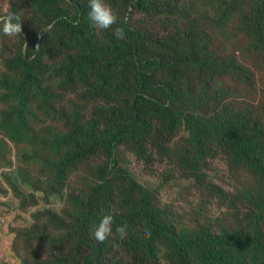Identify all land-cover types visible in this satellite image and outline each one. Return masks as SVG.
Listing matches in <instances>:
<instances>
[{"label":"trees","instance_id":"16d2710c","mask_svg":"<svg viewBox=\"0 0 264 264\" xmlns=\"http://www.w3.org/2000/svg\"><path fill=\"white\" fill-rule=\"evenodd\" d=\"M114 1L139 11L153 0ZM245 1L173 0L175 8L186 4L174 45L135 31L124 12L110 18L104 0L97 32L87 12L99 1L5 0L11 27L0 24V162L6 144L18 156L16 178L1 174L0 195L12 196L15 217L30 222L2 220L0 264H152L165 256L162 248L175 264H264V103L263 124L249 128L218 106L231 95L225 84L214 92L199 84L213 76L253 88L256 71L221 50L228 32L255 30L248 53L263 67L264 7L245 17ZM21 8L26 29L17 21ZM180 44L190 53L181 56ZM177 137L184 151L172 181L191 182L181 202L200 205L191 217L203 212L192 227L174 225L184 219L174 211L184 207L163 205L153 193L162 182L154 164L173 155ZM217 159L253 186L233 194L217 186L208 177ZM52 198L62 201L59 211L48 205Z\"/></svg>","mask_w":264,"mask_h":264},{"label":"rangeland","instance_id":"374dc122","mask_svg":"<svg viewBox=\"0 0 264 264\" xmlns=\"http://www.w3.org/2000/svg\"><path fill=\"white\" fill-rule=\"evenodd\" d=\"M87 3L92 1H99L97 6H89V10L87 12L88 20L93 24L94 30L100 31L102 29L101 20L104 16V8L100 5L103 0H86ZM104 7H109L108 12L112 13L110 18L118 17L125 13L124 20L130 25L132 29L141 30L150 34L151 37L158 36L159 33L162 35L159 40V44L162 40L168 39L172 44H178L179 42L174 40L175 36L178 35L176 19L179 16H185L184 6L186 4L180 5L179 7H173V0H153L148 3V6L140 9L139 11H135L132 9L131 5H128L127 8L124 7V10L119 2L114 0H104ZM262 6L264 7V0H251L245 1L239 6V11L246 17H254L256 15V8ZM66 11V8H63ZM264 17V12H263ZM27 12L22 8L19 9L17 14V21L21 24L23 29L27 27ZM2 21L6 22L8 27L10 25V18L8 16L7 3L5 0H0V24ZM49 26V24H48ZM264 26V23L263 25ZM263 33H264V27ZM18 33H21V36L25 39L19 28L16 29ZM255 33V30L250 33H246L240 28L235 32H228L227 36V49L221 48L223 52H230L232 55L234 52L239 60L243 63L250 65L256 72L255 78L253 82V88H249L243 84H238L232 81L231 78H226L224 80L217 79L213 76H209L210 79H203L199 84L201 86L210 87L213 89V92L220 88L218 85H224L225 88L229 89L231 95L226 99L225 103L223 100H220L218 106L222 104L226 105L227 112L230 114L233 111H236V120L235 122L241 125H245L250 123L252 125H248L249 128L253 127L254 129L257 126L263 124L262 113L263 111L261 107V103H264V60L263 67L255 68L254 67V56L253 54L248 53V47L253 44L254 37L252 36ZM18 35V34H17ZM26 43L24 42V47ZM215 45V44H214ZM248 45V47H247ZM180 54L181 56H185L190 53L191 48H188L184 44H180ZM210 91V90H209ZM198 93V89L194 91ZM211 92V91H210ZM234 122V120H233ZM254 126L255 124H257ZM10 150H9V148ZM169 148L172 151L173 155L170 158H161L158 160L156 164H154L153 174H162V177H158V180H161V183L153 190L154 196L157 198L159 202L166 206H176L179 209L184 207L181 210H184V214L182 211L175 210L174 217L179 215L183 216V220H175L174 225L177 227H192L197 222L203 219V212H198V214L191 217L193 213L198 211V203H195L194 206L190 204L181 202V199L186 197L187 193L193 191L195 189L194 185L191 182L186 180H180L181 183H176L172 180L175 179L173 174V169H176L179 165L178 156L184 151L183 139L177 137L176 141H173L172 144H169ZM156 150L155 147H153ZM4 155L6 156V162L10 163V165L6 162H0V177L1 174H9L11 177H15L14 169H16V159L18 154L17 150L14 149L12 144H6L4 148ZM126 164H130L132 166L133 162L126 158L122 159ZM208 177L210 180L214 181L215 184L219 187H222L226 192L233 194L234 190H239L240 192L248 191L250 186H253V181L249 178L250 176H243L240 173H231L226 167L221 163L220 159H217L214 162L208 163ZM134 169H131L132 171ZM247 177V178H245ZM148 178H143V181H147ZM154 180V179H153ZM151 180V181H153ZM194 182V180H192ZM257 181H255V185ZM4 187V186H3ZM5 188V187H4ZM6 189V188H5ZM41 195V194H40ZM199 201L198 199L196 200ZM195 201V202H196ZM55 211H59L62 205V201L58 198H52L51 202L48 204ZM16 200L12 198V196L0 195V223L4 222V220L9 219L12 220L14 218V224L18 225H26L30 222V219L27 214H23V217L18 218L21 215V212L15 213ZM42 203L38 206L41 208ZM211 208V207H210ZM216 213L223 214L225 213V209L216 204L213 206ZM227 210V209H226ZM3 211V213H2ZM3 214V217L1 216ZM12 222V221H11ZM1 226V224H0ZM2 241L0 236V247L2 248ZM1 252V251H0ZM12 253V251H10ZM167 253V254H166ZM13 254V253H12ZM162 255L155 259V262L152 264H175L172 259L169 251L165 248H162Z\"/></svg>","mask_w":264,"mask_h":264}]
</instances>
